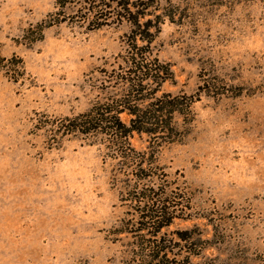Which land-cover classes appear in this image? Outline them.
<instances>
[{
    "label": "rangeland",
    "instance_id": "obj_1",
    "mask_svg": "<svg viewBox=\"0 0 264 264\" xmlns=\"http://www.w3.org/2000/svg\"><path fill=\"white\" fill-rule=\"evenodd\" d=\"M59 2L0 0V53L23 62L0 69V264H135L152 236L126 223L142 188L179 204L156 236L160 264H264V0H154L174 16L151 43L172 72L159 93L200 95L190 121L174 115L175 141L130 138L165 173L151 181L123 174L100 136H53V120L114 91L130 31Z\"/></svg>",
    "mask_w": 264,
    "mask_h": 264
},
{
    "label": "trees",
    "instance_id": "obj_2",
    "mask_svg": "<svg viewBox=\"0 0 264 264\" xmlns=\"http://www.w3.org/2000/svg\"><path fill=\"white\" fill-rule=\"evenodd\" d=\"M83 2L87 5L83 11L84 19L93 24L94 28L105 25L113 15L118 20L130 23V31L126 34V50L120 56L123 66L119 71L112 70L107 75V82L115 88L114 91L103 100H97L82 113L53 120L50 128L53 136L76 133L86 137L100 136L103 145L114 152L112 156L121 161L123 174L148 181L163 177L165 173L155 165L154 155L137 151L130 138L136 133L147 135L151 142L158 139L175 141L181 133L175 124L174 115L177 114L181 118L188 115V121L192 119L191 105L200 94L193 96L159 93L162 83L172 78V72L168 64L153 56L151 50V43L159 32V25L165 19L173 22V12L156 14L154 0ZM59 3L63 7L66 2L60 0ZM62 21L64 20L57 16L39 23L40 33L42 34L45 27ZM0 69L18 73L23 69V62L20 58H6L0 53ZM210 87L211 82L205 81L199 89L201 92L205 89V93H209ZM123 113L128 116L127 119L121 117ZM135 191L137 218L129 219L126 223L135 227L133 231L147 230L152 236L138 244L140 251H137L132 259L135 264H155L154 261L160 264L167 254L156 236L162 227L170 224L175 217V211L172 209H177L179 204L170 201L165 190L161 193L153 188ZM174 198L178 199L175 196Z\"/></svg>",
    "mask_w": 264,
    "mask_h": 264
}]
</instances>
